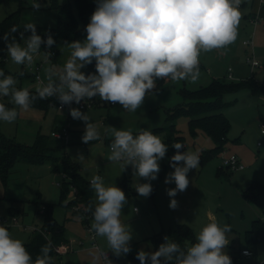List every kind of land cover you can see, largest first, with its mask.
I'll return each instance as SVG.
<instances>
[{"label":"rangeland","instance_id":"374dc122","mask_svg":"<svg viewBox=\"0 0 264 264\" xmlns=\"http://www.w3.org/2000/svg\"><path fill=\"white\" fill-rule=\"evenodd\" d=\"M32 2L33 0H26L20 11V31H23V25L28 22H34L36 26L57 25L58 10L50 6L51 0H38L42 7L37 12L33 11ZM19 4L17 0H0V22L17 10ZM73 5L77 14V7ZM240 11L242 18L238 26L237 39L226 48L201 53L200 77L196 83L172 82L167 79L158 83L157 80V88L146 95L144 103L134 113L127 112L118 103L111 105L102 100L101 103L85 109L73 105L72 107L87 112L100 131V140L88 144L82 142L85 125L70 116L69 108L52 107L46 114L44 109L36 106H32L27 112L21 111L12 124L0 122V137L4 134L18 142L32 144L39 132L50 135L53 143L61 145L50 152L57 156L67 154L78 164L87 181L95 175H101L106 185L115 184L123 190V179L126 175L131 189L129 195H126L128 203L122 209L121 221L132 230L133 239L130 244L137 242L145 251H155L148 239L155 232L167 230L176 223H186L192 228L196 238L202 227L213 220L222 225H231L227 238L229 243L233 244L232 240L239 238L238 232L243 233L251 226L253 218L264 215V208L249 201L244 195L245 189L253 180L264 183V134L261 132L263 126L260 120V114H264L263 95H254L247 88L226 94L225 100L231 103L224 112L232 123L228 140L218 154L207 162L200 159V166L188 173V188L174 197L178 202L175 209L169 207L172 198L166 192V189L174 188L175 183L164 182L166 175L174 171L169 164L170 157L174 155L172 151H167L165 158L160 161L158 178L150 182L154 193L147 198L141 197L134 185L137 182L148 181L134 177L131 166H128L125 172L119 163L108 160L113 140L108 129L111 126L139 132L140 129L151 130L162 126L166 121L168 109L183 102L180 92L182 88L198 89L208 85L213 78L227 77L229 67L234 70V79L250 75L251 67L247 62L249 51L254 53L259 65H264V19L259 24H254L250 16L257 13L264 17V8H260L258 0H243ZM27 35L30 33H25V36ZM251 38L253 44L246 45L244 41ZM57 49L59 56L56 62H52L51 59L50 62L45 60V50H40L30 66L14 64L6 53L5 68L15 73L25 71V76L21 78L15 76L17 87L35 89L39 82L32 78L33 69L41 67L42 80L47 83L45 70L49 63L59 68L66 61L69 55L66 45L60 42ZM256 77L264 79L263 67L256 69ZM88 101L85 99L83 102ZM0 102L6 103L9 107L13 106L9 103V98H2ZM189 118L186 115L176 118L177 126L185 136L184 151H196L200 154L203 150L215 146L213 138L203 129L197 128V132L191 129ZM59 125L68 128L67 139H57L51 134ZM157 136L164 139L163 133ZM259 141L262 142L261 146L258 145ZM80 154L85 157L83 163L75 159ZM232 154L239 156L244 168L228 170L223 166V158ZM69 179L64 176L63 171H55L52 162L36 164L19 161L6 178L0 174V218L17 219V221L9 219V226H5L13 238L29 241L34 229H41L44 224L45 215L42 208L52 207L54 218L64 226L65 235L70 240V243L60 247L63 253L55 256L58 264H108L102 256L104 251L111 252L108 258L111 264H131L126 256L114 255L105 238L96 236L94 240L91 239L88 226L91 227L92 216L89 217L86 226L83 218L75 213L76 207L66 205L75 197V191L71 190L68 196L63 198L62 185L57 183L63 184L64 180ZM94 198L96 201L95 192ZM10 207L14 208L12 214L9 213ZM93 241L98 248L94 246ZM192 243L195 242L189 241L187 246ZM230 251L228 244L225 252L229 255ZM256 261L264 264V243L258 248L257 258L245 255L242 259L243 264H255Z\"/></svg>","mask_w":264,"mask_h":264},{"label":"clouds","instance_id":"9594fccd","mask_svg":"<svg viewBox=\"0 0 264 264\" xmlns=\"http://www.w3.org/2000/svg\"><path fill=\"white\" fill-rule=\"evenodd\" d=\"M95 2V10L84 28L85 38L64 42L69 55L62 67L49 63L45 70L47 83L41 81L33 92L29 87H17L16 77L0 70V99L9 98L13 105L0 102V122L12 124L21 111H29L37 100L55 98L69 107L74 120L84 123L83 143L100 140L97 125L87 112L72 107L73 102L78 105L98 96L134 113L146 95L157 88V80L196 83L201 53L226 48L237 39L243 0ZM31 7L37 12L42 5L33 0ZM19 30L13 26L2 37L7 57L16 65H32L42 44L50 50L56 43L50 33L42 38L34 22L25 23L23 31ZM18 32L19 41L14 35ZM52 56L51 51H44L45 60L50 62ZM93 62L95 72L82 71ZM108 131L113 137L108 160L119 163L123 171L131 166L134 177L148 181L137 182L134 187L139 196L149 197L153 191L150 182L158 178L160 161L165 158L168 145L149 129H140L136 135L131 130L111 126ZM172 147L176 152L169 164L174 171L166 175L164 182L175 183L174 188L166 189L172 198L169 207L175 209L178 202L174 197L188 188V173L200 166V154L180 151L185 146L179 142ZM75 159L85 161L82 154ZM90 187L96 196L95 207L88 208L93 220L91 229L96 236L106 239L114 255L126 256L131 251L133 235L130 226L121 221L122 209L128 203L125 192L115 184L106 185L100 175L91 177ZM230 231L231 225L213 220L202 227L190 246L181 247L165 236L155 251H137L136 259L140 264H232L225 252ZM50 252L51 245L45 244L33 259L24 241L13 238L9 229L0 225V264H54Z\"/></svg>","mask_w":264,"mask_h":264},{"label":"trees","instance_id":"16d2710c","mask_svg":"<svg viewBox=\"0 0 264 264\" xmlns=\"http://www.w3.org/2000/svg\"><path fill=\"white\" fill-rule=\"evenodd\" d=\"M19 1L17 10L9 14L3 21L0 22V69L5 74H12L20 78L23 75L11 72L5 68L6 62V45L2 39L5 33H10L13 26L20 29V11L24 6L26 0ZM73 4L77 7V14L74 12ZM50 6L58 10V21L54 27L36 26L37 33L46 38V33H50L56 43L52 48L46 49L41 45V50L51 51L53 56L50 58L52 62H56L59 56L57 45L65 41L83 40L86 36L84 31L85 26L89 23L90 16L95 10L96 2L91 0H51ZM20 31V30H19ZM19 40V32L14 34ZM86 74L95 72V62L82 69ZM32 78L36 79V75L32 72ZM162 80H158L161 83ZM247 88L254 95L264 96V79H258L255 74L246 78L234 80L226 77L213 78V80L206 86H201L198 89H189L184 87L181 89L183 102L177 104L174 108L168 109L165 123L151 129L157 135L164 134L162 139L168 145V151L175 154L176 149L172 147L174 143H181L185 146V136L181 133L176 123V118L181 115L189 116V125L194 132L197 128L203 129L215 141V146L205 149L200 153L202 162H207L214 155L218 154L224 148L225 142L228 140V134L231 129V120L224 112L225 108L231 103L225 100L228 93L237 92L241 89ZM34 92L35 89H32ZM88 102L92 106L101 103V99L97 96ZM32 106L44 109L46 112L51 107L60 106V102L55 98L47 100H37ZM260 120L264 122V114H260ZM136 135L138 132H132ZM64 146V145H63ZM61 147L60 144L53 143L51 136L39 132L35 141L32 144H26L16 141L4 134L0 137V174L6 178L15 164L19 161L28 163H44L52 162L55 171H63L69 176V180H64L62 184V197L66 198L71 190L75 191V197L72 198L66 205L72 207L79 205L80 209L75 210V213L83 218V222L88 226L89 217L92 216L88 211L89 206L95 207L94 190L90 187V181H87L81 171L80 167L67 154L57 156L50 151ZM186 147V146H185ZM185 149V148H184ZM181 149L180 151H184ZM232 170V169H228ZM126 172V170H125ZM228 173V172H227ZM123 191L126 195L130 193L129 178L125 175L123 179ZM154 193V189L151 194ZM245 197L264 208V183L259 180H253L245 189ZM45 215L44 224L41 229H34V232L29 241L24 242L25 247L32 255L33 259L40 253V249L45 244L51 245L50 255L53 258L54 264L55 256L61 255L57 251V247L65 245L69 239L65 235V228L59 224L53 216L52 207L42 208ZM9 213H14V208H9ZM242 244L239 248L232 250V245L229 256L232 264H243L244 250H248L249 254L257 257L258 248L264 243V218L256 217L252 220L251 226L243 233H239ZM168 236L171 240L179 243L181 247L188 245L189 241L196 242L192 228L186 223H176L169 229H162L153 233L148 237L156 250L158 246L164 242V237ZM234 241V240H233ZM131 251L126 255L131 264H140L136 259L137 251L141 250L138 243L130 244Z\"/></svg>","mask_w":264,"mask_h":264},{"label":"built area","instance_id":"2783aa9c","mask_svg":"<svg viewBox=\"0 0 264 264\" xmlns=\"http://www.w3.org/2000/svg\"><path fill=\"white\" fill-rule=\"evenodd\" d=\"M258 2H259V5H260V8H264V0H258ZM262 19H264V17L260 16L257 13L251 15V21L254 24H259L262 21ZM244 43L246 45H251V44H253V40H252V38L251 39H247V40L244 41ZM247 62L249 63L252 72H254L259 67H263L264 68V65H259V63L256 61V59L254 57V53H251L250 51L247 52ZM40 70H41V67H39V66H37L35 69H33V72L36 75V80L39 83L41 81H43L42 80L41 73H40ZM228 76L230 78L233 76V74H232V68L231 67L228 69ZM110 104L111 105H116L117 103L116 104L110 103ZM73 105H77V104H75L73 102V104L71 106H73ZM78 106L80 108H82V109H85L87 107H91L92 106V103L91 102L86 103V102H83L82 101L80 104H78ZM60 107H67V108H69L68 106L61 105V103H60ZM262 126L263 127L261 129V132L264 134V122L262 123ZM51 134L55 138H57V139H62V140L67 139L68 138V128L66 126H63L61 129H55V130H53L51 132ZM258 145L261 146L262 145V142L259 141L258 142ZM223 166H225L227 169H232V170H238V169L244 168V165L241 162V159L239 158V156L237 154H232L229 157H224L223 158ZM64 176L66 178H69V176L66 173H64ZM57 184L58 185H62L61 182H58ZM75 207H76V210L80 209V206L79 205H75ZM9 219H13V218H9ZM9 219L8 218H0V225H3V226L8 225L9 226V224H8V220ZM13 221H17V219L14 218ZM13 221H11V222H13ZM88 230L90 231V237H91V239L94 240L95 237H96L95 232L91 229L90 226H88ZM94 246L98 248V245L95 244V243H94ZM60 247H62V246H59L56 249H57V251L60 254H62L63 252H61L62 249ZM243 252L245 254H249V251L248 250H244ZM102 256H103L104 260H106V259H108L111 256V254H110V252L104 251V252H102ZM255 264H262V263L256 262Z\"/></svg>","mask_w":264,"mask_h":264},{"label":"crops","instance_id":"0c3cea01","mask_svg":"<svg viewBox=\"0 0 264 264\" xmlns=\"http://www.w3.org/2000/svg\"><path fill=\"white\" fill-rule=\"evenodd\" d=\"M250 16H251V15H250ZM229 68H230V67H229ZM229 68H228V69H229ZM228 69H227V74H228ZM233 71H234V70L232 69V74H233ZM252 74H255V76H256V70H255L254 72L251 71L250 75H252ZM250 75H247V76H245L244 78H246V77H248V76H250ZM234 76H235V75L233 74V76L230 78V77L227 75L226 78L234 79V78H235ZM241 79H243V78H241ZM234 80H239V79H234ZM58 107H60V106H58ZM51 108H52V107H51ZM53 108H55V107H53ZM48 111H49V110H48ZM47 113H48V112H46V114H47ZM61 127H63V125H62V126H60V125H59V126H56L55 129H58V128H61ZM100 176H101V175H100ZM258 217H262V218H264V215H263V216H258ZM253 219H254V218H253ZM253 219H252V220H253ZM238 235H239V232H238ZM233 240H234V241H233ZM233 240H232V241H233V242H232L233 244H230V243H229V246L232 245V250L234 249L233 247L237 246V247H235V249H237V248H239L240 245L242 244L241 239H240V235H239V238H238V239L235 238V239H233ZM237 241H238V244H237ZM69 243H70V240H69ZM93 244H94V241H93ZM65 245H67V244H65ZM63 246H64V245H63ZM63 246H62V247H63ZM67 247H68V246H67ZM230 249H231V248H230ZM243 253H244V252H243ZM110 254H111V252H110ZM244 254H245V253H244ZM245 255H251V254H245ZM252 256H253V255H252ZM255 258H257V257H255ZM256 262H258V261H256ZM256 262H255V263H256Z\"/></svg>","mask_w":264,"mask_h":264}]
</instances>
